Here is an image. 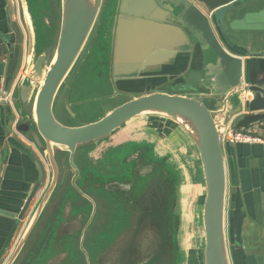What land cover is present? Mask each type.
<instances>
[{
    "label": "water",
    "instance_id": "obj_1",
    "mask_svg": "<svg viewBox=\"0 0 264 264\" xmlns=\"http://www.w3.org/2000/svg\"><path fill=\"white\" fill-rule=\"evenodd\" d=\"M15 1L28 38L23 70L15 77L11 90L12 105L0 102L5 129L4 135L0 136V216L17 222L24 215L32 216L21 240L3 264H63L66 252L50 249V240L47 243L45 237L36 239L38 231L49 229L57 222L55 210L45 219L48 226H37L58 183L65 181L67 166L61 165L60 156L65 157L72 174L67 183L81 194L77 180L84 160H79V150L88 146L102 148L99 147L102 142L130 121L144 117L165 118L178 124L194 145L204 183L202 264H263L262 258L245 255L241 231L245 218L260 222L258 198L264 189L259 188L258 182L260 171H264V142L245 145L221 143L224 129L233 117L244 111L246 114L232 124L233 129L264 141L258 134L264 133V56L254 53L244 57L232 55L235 51L245 53L235 48L222 23V17L229 10L226 7L236 8L242 0H113L106 64L114 94L126 97L127 101L98 121L77 127H68L57 121L53 108L59 90L95 27L103 0H59L57 40L48 67H45L44 51L50 37L48 34L52 31L45 24L44 15L51 14L49 3L47 0ZM31 3L40 13L39 20L31 12L34 9ZM38 24L45 35L37 49ZM134 25L139 29L125 31L127 26ZM139 26L147 28L142 30ZM164 29L173 32L171 39L169 35L162 34ZM21 43V32L17 23L12 21L7 0H0V93L10 88L22 62ZM170 44L183 58L179 61V71L167 74L164 90L133 92L138 82L155 81V76H150L147 71L148 67L154 66L150 63L156 58L153 52ZM183 56L187 57L184 59ZM28 102L32 104L30 114L21 108ZM26 142L34 148L26 146ZM128 145L137 146L140 150L126 157V162L136 161L141 148L148 145L154 156L164 159L176 172L173 232L179 254L178 264H192L191 252L184 254L179 241L180 173L169 156L158 155L153 145L148 143L127 142L108 148L111 152L106 156L115 151L118 153ZM235 155L243 157L244 163L235 164ZM227 157L232 160L230 198ZM254 162H257L256 166H252ZM134 171L139 177H146L151 174L152 166L137 165ZM47 173L49 178L44 186ZM42 186L43 192L30 210ZM94 213L95 205L92 203L88 224ZM60 222L56 224L58 238L68 234L61 233L60 228L65 221ZM151 223L148 221L144 226L134 257L129 258L133 264H144L162 251L161 238ZM145 233H150L153 241L148 248L149 256L142 258L144 248L141 242ZM120 249L115 242L106 259L102 257L96 264L115 263ZM82 251L85 253L84 249ZM86 264H91L87 255Z\"/></svg>",
    "mask_w": 264,
    "mask_h": 264
},
{
    "label": "trees",
    "instance_id": "obj_2",
    "mask_svg": "<svg viewBox=\"0 0 264 264\" xmlns=\"http://www.w3.org/2000/svg\"><path fill=\"white\" fill-rule=\"evenodd\" d=\"M141 149L136 161H125L130 154L140 150L137 146L128 145L118 153L115 151L95 161L91 167L80 166L77 187L81 194L66 181L58 183L51 200L56 197L60 200L55 214L57 222L46 231H38L36 239L45 237L47 243L50 240V249L58 253L66 252L63 264H86V255L91 264H96L102 257L106 259L109 248L115 242L121 249L116 254L115 260L118 261L113 264H133L129 258L134 257L138 239L148 221L152 222L161 238L162 251L144 264H178L179 254L173 232L176 172L164 159L154 156L148 145ZM137 165H151V174L139 177L134 171ZM66 203L71 219L80 216L83 225L91 214L92 203L95 205L96 216L89 228V237L83 242L86 255L70 244L77 234L74 237H56V224L61 221ZM47 208L37 226H48L45 220L49 211ZM58 245L60 248H57Z\"/></svg>",
    "mask_w": 264,
    "mask_h": 264
},
{
    "label": "crops",
    "instance_id": "obj_3",
    "mask_svg": "<svg viewBox=\"0 0 264 264\" xmlns=\"http://www.w3.org/2000/svg\"><path fill=\"white\" fill-rule=\"evenodd\" d=\"M7 4L10 9L12 21L17 23L22 36V62L16 74L14 75L13 83L10 85V88L7 89V91L9 90L11 92L12 87L15 85L17 76L20 75L23 70V64L25 62L27 51L28 35L21 22L20 10L17 2L15 0H7ZM231 7L232 6H229L228 8L226 7V9L229 10L226 15L222 17L224 31L235 48L241 52L244 51L245 53L241 54L235 51L231 54L234 56L240 55L244 57V55L248 56L250 53H254L264 56V0H242V2L237 5L236 8ZM139 27L142 30L147 28L143 26ZM129 28L135 30L137 26H127L125 31L128 32V30H130ZM164 30L161 31L162 34L169 35V38L171 39L173 37V32L167 29ZM54 32L55 28L53 27L52 33ZM176 36H178L177 32ZM172 46L173 44H170L169 47H160L153 52L156 54V58L150 63L154 66L148 67L147 71L149 72L150 76H155V81L143 80L142 82H138L136 88L132 90L133 92L149 93L153 90H164L165 81L168 76L167 74H173V72L177 73L181 67L179 61L183 59L181 55H178L179 53L177 51L174 52V50L171 48ZM183 57L185 59L187 56ZM199 69L200 68L197 70ZM1 108L2 107L0 106V136L4 135L5 133L4 119L1 115ZM6 108H8V106ZM21 108L27 114H30L32 104L31 102H28L25 105H22ZM243 114H246V112L244 111V113H242L240 116L233 117L229 126L232 127V124L239 120ZM258 134L261 138H264V133ZM127 142L152 144L158 155L169 157L172 155L176 159L173 160L170 158L171 161H175V164L173 162L172 163L176 166V169L180 173V178L182 177V181L180 183V226L181 234L184 237L182 251L184 254L191 252L192 264H202L201 253L203 248V234L201 228V210L204 197V183L198 157L189 136L178 124H175L168 119L144 117L130 121L123 128L102 142L99 147L104 146V148H115ZM263 142L264 141L260 139L257 144H261ZM26 146L34 148L28 142H26ZM172 148L174 151L176 148V157ZM33 150L38 155L36 150ZM237 155L234 157V163L236 164L239 162L243 164L244 158H239ZM39 159L43 162L40 156ZM256 163L257 162H254L252 166H256ZM43 164L45 163L43 162ZM44 168L48 170L46 165ZM236 170H238L237 167ZM226 171L228 198H230L233 180L232 160L229 157L226 158ZM48 176L49 175L47 173L44 186L48 182ZM258 183L259 188H262L263 190L264 171H260ZM42 192L43 186L33 201L30 210L34 208ZM258 203L260 205V222L258 223L249 218H245L242 224L241 241L242 249L245 255L247 257L252 256L262 258L261 261L264 264V191L260 193ZM12 224V220L0 216V250L9 230L11 229ZM185 242L190 243L186 245ZM3 262L4 261H0V264H3Z\"/></svg>",
    "mask_w": 264,
    "mask_h": 264
},
{
    "label": "rangeland",
    "instance_id": "obj_4",
    "mask_svg": "<svg viewBox=\"0 0 264 264\" xmlns=\"http://www.w3.org/2000/svg\"><path fill=\"white\" fill-rule=\"evenodd\" d=\"M49 3L48 8L51 14H46L45 24L50 26L49 31L55 28L54 33H49L50 37L47 39L46 49V65L48 67L55 51L57 30L59 24V0H47ZM34 9L31 10L34 18L39 20L40 13L38 9L31 3ZM113 0H103L102 9L98 16L95 27L71 73L65 80L55 100L53 114L57 121L68 127H77L80 125H87L98 121L104 117L108 112L116 107L122 105L127 101L126 97L117 96L114 94L112 85L110 83L107 62V49L109 48V28L113 15V8L111 7ZM47 9V8H46ZM45 9V10H46ZM45 14V13H44ZM39 26L38 46L40 48L44 38V30ZM207 105V102L205 103ZM173 149V148H172ZM79 160L83 161L82 166L91 167L95 161L101 160L111 152L108 148H94L93 146L84 147L79 150ZM174 151V149H173ZM176 157V148H175ZM170 158L176 160L172 155ZM61 165L65 168L67 166L65 157L60 156ZM175 164V161H172ZM71 172L66 169L65 181L70 182ZM60 200L56 197L48 205L49 211L46 218L52 216L59 208ZM48 209V208H47ZM31 216H26L17 225L7 251L4 252L0 261L8 258L14 247L21 240V235L25 231L27 225L31 220ZM63 224L64 231L73 232L79 229L82 225L80 216L76 219H71L69 216V207L67 203L63 205ZM153 237L150 233L143 235L141 242L144 248L142 258L149 256L148 248L151 247ZM179 241L184 244V237L181 234ZM5 242V241H4ZM186 245L190 242H185ZM4 244V243H3ZM62 256L64 254L62 253ZM194 257V256H193ZM194 259V258H192ZM195 260V259H194Z\"/></svg>",
    "mask_w": 264,
    "mask_h": 264
},
{
    "label": "built area",
    "instance_id": "obj_5",
    "mask_svg": "<svg viewBox=\"0 0 264 264\" xmlns=\"http://www.w3.org/2000/svg\"><path fill=\"white\" fill-rule=\"evenodd\" d=\"M0 102L5 104H11V92L8 90L2 91L0 93ZM260 139L251 138L245 131H236L231 126H227L222 134L221 143L226 144H255L258 143Z\"/></svg>",
    "mask_w": 264,
    "mask_h": 264
},
{
    "label": "flooded vegetation",
    "instance_id": "obj_6",
    "mask_svg": "<svg viewBox=\"0 0 264 264\" xmlns=\"http://www.w3.org/2000/svg\"><path fill=\"white\" fill-rule=\"evenodd\" d=\"M79 153H80V151H79ZM79 153H78V155H79ZM67 169H69V166L67 165ZM95 213H96V209H95ZM95 213H94V215H93V217H92V220L90 221V223L88 224V221H89V218H88V220H87V222L83 225H81L80 227H79V229H77V230H74L73 232H67V231H64V229H63V226L60 228L61 230V233H64V234H67V237H74V235L75 234H77V236H76V239L74 240V242H70V244L71 245H75L82 253H83V242H84V240L86 239V238H88L89 237V228H90V226L92 225V223H93V221H94V218H95ZM91 215V214H90ZM26 217V215H24L23 217H22V219L19 221V222H17L16 220L15 221H13V224H12V226H11V229L9 230V232H8V234H7V236H6V238H5V241H6V239H8V237L11 235V237H9V241H8V243H7V245H6V247L4 248V251H3V253H2V255L0 256V259L2 258V256H3V254H4V252L5 251H7V248H8V244H9V242H10V239L12 238V236H13V234H14V232H15V230L17 229V225H18V223H20L24 218ZM90 217V216H89ZM18 218V215H16V219ZM88 224V225H87ZM87 225V226H86ZM4 244H5V242H4ZM4 244H3V246H4ZM3 246H2V248H1V250L3 249ZM1 250H0V252H1ZM82 255V254H81ZM83 257V256H82Z\"/></svg>",
    "mask_w": 264,
    "mask_h": 264
}]
</instances>
